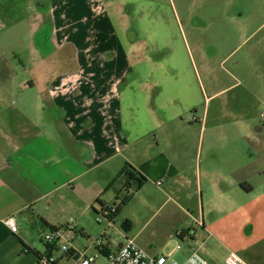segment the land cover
<instances>
[{"label": "crops", "instance_id": "crops-1", "mask_svg": "<svg viewBox=\"0 0 264 264\" xmlns=\"http://www.w3.org/2000/svg\"><path fill=\"white\" fill-rule=\"evenodd\" d=\"M113 1L0 0V50L27 41L31 53L27 62L18 60L19 74L0 61V264H39L46 252L54 264H70L72 252L38 244L44 231L62 224L74 228L72 250L88 252L84 217L97 215L101 204L117 206L132 191L122 176L108 187L126 165L146 179L137 191L159 181L165 202L175 198L189 219L187 229L174 232L191 240L183 258L198 249L218 264L229 248L207 249L206 242L224 239L240 223L248 237L259 229L240 257L264 264V162L247 156L243 141L217 143L209 134L204 140L203 125L194 137V125L183 119L200 94L194 78L167 74L161 62L135 60L120 69L113 60L105 69L102 44L88 36L103 28L105 10L114 16ZM37 35L54 50L71 46L75 69L57 73V61L35 44ZM122 44L132 52L142 48ZM4 68L12 73L2 74ZM66 196L77 204L61 220L55 204ZM8 216L18 224L15 233L4 224Z\"/></svg>", "mask_w": 264, "mask_h": 264}, {"label": "rangeland", "instance_id": "rangeland-1", "mask_svg": "<svg viewBox=\"0 0 264 264\" xmlns=\"http://www.w3.org/2000/svg\"><path fill=\"white\" fill-rule=\"evenodd\" d=\"M113 3V14L118 18L109 15L111 10H105L103 28L96 33L91 30L88 36L89 42L102 44L98 56L107 65L105 69L111 70L113 60H116L114 67L118 64L120 69H126L128 62L135 60L143 66L161 62L166 65L167 74L194 78L200 94L196 106L183 116L187 124L194 125V137L196 126L203 125L204 140L209 134L217 143L243 141L247 156L264 162V0H115ZM44 26L48 30V25ZM124 28L125 34H121ZM43 35L36 36L35 44L43 55L57 61L55 71L65 73L75 69L74 49L64 45L54 50ZM16 39L19 43L21 36ZM25 42L13 47L9 43L5 50H0V61L13 64L15 74H19L18 60L27 62L31 54ZM124 42L142 48L139 52L128 51ZM2 71V74L12 73L5 72V68ZM135 74H142L139 68ZM201 134L200 127L199 138ZM131 194L109 223L94 212L84 217L85 236L81 238L90 247L86 253L96 252L91 241L102 235L111 250L126 239H133L150 255L172 250L170 259L183 262L182 252L191 240L181 239L174 232L187 229L190 221L178 208L174 196L165 202L166 196L158 185L150 183ZM59 201L55 204V215L62 220L72 214L77 201L68 196ZM67 223L73 224L74 218ZM241 225L228 227L224 239L211 238L206 248L222 250L223 243L241 256V249L252 244L259 231L257 228L255 235L248 237ZM48 232L49 229L42 233L39 245L43 246V236ZM177 244L180 248L173 250ZM97 262L103 264L102 255H98Z\"/></svg>", "mask_w": 264, "mask_h": 264}, {"label": "built area", "instance_id": "built-area-1", "mask_svg": "<svg viewBox=\"0 0 264 264\" xmlns=\"http://www.w3.org/2000/svg\"><path fill=\"white\" fill-rule=\"evenodd\" d=\"M264 120V119H263ZM157 185L160 182H156ZM109 212H114L116 206L108 205ZM108 212H104L106 214ZM4 224L15 233L18 230V224L13 216L4 219ZM74 233L72 226L55 227L43 236V240L51 248L57 247L63 253L72 252L73 260L70 264H99L97 262L98 255L104 258L103 264H212L207 261L197 250H193L190 255L181 263L170 259L172 250L166 254L150 255L141 247H139L133 239H126L115 250L105 254L104 250L108 248L107 241H103L102 235L91 241L92 247L96 249L94 254L86 253V250L74 252L71 248V235ZM180 232H177L178 237ZM180 245H176L174 249H179ZM55 259L47 252L40 256L41 264H54ZM218 264H248L238 254L228 251Z\"/></svg>", "mask_w": 264, "mask_h": 264}, {"label": "trees", "instance_id": "trees-1", "mask_svg": "<svg viewBox=\"0 0 264 264\" xmlns=\"http://www.w3.org/2000/svg\"><path fill=\"white\" fill-rule=\"evenodd\" d=\"M123 177L124 179V185L125 189L127 190H132V191H137L138 189L141 188V186L145 183L146 179L144 176L139 174L138 172H135V170H131L130 166L126 165L123 167V169L117 174V176L108 184V187L112 186L113 183L116 181L118 177ZM131 192L130 193H125L123 197L121 198L119 204L116 206L114 212H109V207L104 206L101 204V208L99 212L97 213L98 215L102 216L104 219H106L109 222L112 221V219L119 213V207L120 204L126 203L128 200L131 198ZM95 202L99 203L98 198H96ZM108 212L104 214V212Z\"/></svg>", "mask_w": 264, "mask_h": 264}]
</instances>
